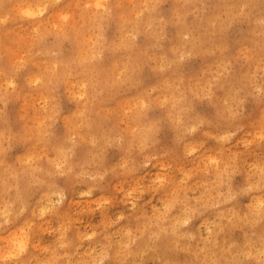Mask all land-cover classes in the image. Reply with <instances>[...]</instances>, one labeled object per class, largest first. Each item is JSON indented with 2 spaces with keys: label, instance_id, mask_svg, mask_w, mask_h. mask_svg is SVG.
I'll return each instance as SVG.
<instances>
[{
  "label": "clouds",
  "instance_id": "1",
  "mask_svg": "<svg viewBox=\"0 0 264 264\" xmlns=\"http://www.w3.org/2000/svg\"><path fill=\"white\" fill-rule=\"evenodd\" d=\"M0 264H264V0H0Z\"/></svg>",
  "mask_w": 264,
  "mask_h": 264
}]
</instances>
